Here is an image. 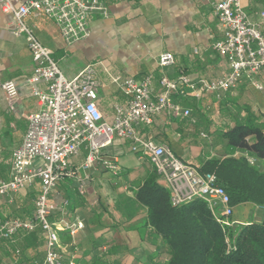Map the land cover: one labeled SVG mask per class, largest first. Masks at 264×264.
Returning <instances> with one entry per match:
<instances>
[{"label": "crops", "instance_id": "crops-1", "mask_svg": "<svg viewBox=\"0 0 264 264\" xmlns=\"http://www.w3.org/2000/svg\"><path fill=\"white\" fill-rule=\"evenodd\" d=\"M24 1L13 0L15 5ZM101 1L108 9V16H92L88 22L89 35L71 44L64 43L51 20L28 17L26 24L51 51L67 79L74 78L87 65H95L101 82L96 104L104 121L112 122L114 105L126 102L115 79L117 76L140 80L152 74L157 93V82L163 73L171 79L184 73L197 82L220 79L229 72L226 60L212 49L222 38V28L213 14V4L219 0ZM240 5L249 20L260 25L264 33V0H240ZM162 53L173 55L172 66L158 67L157 59ZM33 71L26 37L13 35L12 15L0 7V180L3 181L9 179L12 152L22 143L28 117L38 110L33 91L46 90L44 82L28 83ZM9 80L15 83L20 96L12 113L6 108L1 89ZM257 80L263 86L262 91L242 79L236 89L224 93L218 100L213 96L201 100L175 96V101L191 110L190 117L160 114L151 125L141 126L140 132L196 168L209 160L223 159L227 142L215 132L225 124L233 126L232 120L222 114L223 110L231 113L234 106L247 107L259 113V121L264 122V70ZM103 155L117 166L116 171L104 169L100 163L82 169L87 156V149L83 148L68 161L67 169L73 175L58 181L51 195L55 207L49 217L52 223L81 224L73 234L69 229L58 233L63 258L73 259L76 264H166V251L153 243L158 238L148 235L152 229L145 224L146 208L136 199L148 175L154 174L157 183L166 190L163 182L147 158L130 151L128 142L115 139ZM241 155L236 152L234 156ZM38 191L36 182L11 198H0V218L29 219ZM32 194L34 197L30 200ZM26 207L30 208L29 217L23 213ZM258 211L264 214L262 208L252 204L234 206L232 228L261 222L263 216L254 219ZM35 234L19 233L11 244L0 240V264L40 261L44 240H39L41 234Z\"/></svg>", "mask_w": 264, "mask_h": 264}, {"label": "built area", "instance_id": "built-area-1", "mask_svg": "<svg viewBox=\"0 0 264 264\" xmlns=\"http://www.w3.org/2000/svg\"><path fill=\"white\" fill-rule=\"evenodd\" d=\"M0 7L4 13L12 15L13 35H24L27 39L34 64L28 83L47 85L44 92L33 91L38 110L28 117L22 143L12 152L9 179L0 180V198H11L38 182L35 210L29 219L0 218V240L10 241L19 233L39 230L44 237V254L35 264H76L73 259L63 258L58 233L69 229L73 234L81 224L51 223L49 217L55 210L51 195L58 181L73 175L67 169L68 161L83 148L87 149V156L82 169L100 163L104 169L116 171L117 166L103 155L104 149L115 139L128 142L132 153L147 158L163 182L172 206L202 200L219 225L232 227L233 206L216 177L201 174L198 168L183 162L164 145L145 138L140 127L151 125L160 114L189 118L191 110L175 101V96L196 100L213 96L218 100L224 93L236 89L242 79L257 90H263L257 78L264 70V33L260 25L249 20L240 0H219L213 4L222 38L212 49L227 62L229 72L224 77L193 82L184 73L174 79L163 73L155 93L152 74L140 80L117 76L115 79L126 102L114 105L110 123L104 121L96 104L101 82L95 65H87L74 78L67 79L51 51L37 40L26 24L28 17L51 20L64 43L71 44L89 35L88 22L92 16H108L106 5L100 0H26L18 5L13 0H0ZM157 64L160 69L170 67L174 57L171 53H162ZM1 89L6 108L12 113L20 101L18 89L11 80L4 82Z\"/></svg>", "mask_w": 264, "mask_h": 264}, {"label": "trees", "instance_id": "trees-1", "mask_svg": "<svg viewBox=\"0 0 264 264\" xmlns=\"http://www.w3.org/2000/svg\"><path fill=\"white\" fill-rule=\"evenodd\" d=\"M222 114L233 122L232 127L225 124L215 132L227 142L226 157L209 160L198 171L216 177L231 206L248 203L264 212V170L248 160L252 158L264 166V122L259 121V113L247 107L234 106L231 113L223 110ZM236 152L242 155L235 157ZM33 197L32 194L30 200ZM136 199L146 208L145 224L152 229L148 235L158 238L153 243L166 251V264H264V214L261 222L222 227L202 200L172 206L168 192L154 174L144 180ZM67 201L72 204L69 193ZM29 209L23 211L26 217L30 216ZM37 232L41 234L39 240H44L39 230L25 234ZM13 238L6 243L11 244Z\"/></svg>", "mask_w": 264, "mask_h": 264}, {"label": "rangeland", "instance_id": "rangeland-1", "mask_svg": "<svg viewBox=\"0 0 264 264\" xmlns=\"http://www.w3.org/2000/svg\"><path fill=\"white\" fill-rule=\"evenodd\" d=\"M212 130V129H211ZM251 159V158H250ZM252 165H254L256 168H258L259 170H264V166L262 165V163H260L259 161L253 160V162L251 163ZM260 216H263L261 211H258L257 215L254 216V219L259 218ZM262 218V217H261Z\"/></svg>", "mask_w": 264, "mask_h": 264}]
</instances>
